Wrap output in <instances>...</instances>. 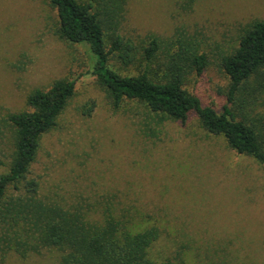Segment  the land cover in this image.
Segmentation results:
<instances>
[{"label":"rangeland","instance_id":"obj_1","mask_svg":"<svg viewBox=\"0 0 264 264\" xmlns=\"http://www.w3.org/2000/svg\"><path fill=\"white\" fill-rule=\"evenodd\" d=\"M79 1L93 2L104 21L107 50L114 35L134 47L131 60L110 53L109 68L122 76L148 71L160 80L176 57L187 69L184 89L219 113L228 106L264 134V94L256 98L254 86L229 103L221 67L244 32L264 21V0ZM153 38L160 47L147 61L144 49ZM193 53L208 59L201 75L189 68L186 56ZM93 68L88 45L60 36L49 0H0V175L14 153L8 115L31 111L34 90L75 80V95L41 137L30 168L39 183L34 201L85 211L96 221L107 209L140 212L144 225L164 229L152 251L159 260L181 253L177 264H264V164L205 130L195 112L182 122L140 100L115 107ZM9 195L8 203L23 210L11 207L0 221V264H62V250L44 245L39 234H23L31 224H23L20 191Z\"/></svg>","mask_w":264,"mask_h":264},{"label":"trees","instance_id":"obj_2","mask_svg":"<svg viewBox=\"0 0 264 264\" xmlns=\"http://www.w3.org/2000/svg\"><path fill=\"white\" fill-rule=\"evenodd\" d=\"M57 9L59 34L62 38L90 48L94 61V74L106 88L115 107L124 99L140 100L152 112L162 113L171 119L185 122L195 112L201 125L208 132L223 135L230 147L240 154L253 157L264 164V134L255 126L239 119L234 111L225 106L222 113L183 87L186 66L176 57L164 71L162 79L156 80L148 71L139 75L122 76L108 66V55L118 52L123 60H131L134 47L129 39L120 35L112 37L106 49L104 21L94 4L79 0H49ZM160 44L153 38L144 49V59L152 60ZM189 68L197 75L208 66L205 54L186 56ZM180 57V59H186ZM179 60V59H178ZM180 61V60H179ZM221 67L229 79L227 100L234 103L237 95L255 86L259 95L264 94V21H257L242 35L238 48L221 60ZM75 80H58L47 90L37 89L30 93L27 103L31 111L8 115L14 128V153L9 170L0 175V221L6 222L10 209L8 203L13 189L20 191V204L24 208L23 224L31 227L23 234L32 238L36 234L46 246L62 250V264H177L182 262L181 253L175 259L163 261L153 256L152 251L162 236L163 228L146 226L144 215L135 210L120 209L112 213L107 209L101 221L92 220L84 212L49 207L34 201L39 189L36 179L30 178V168L40 148L41 137L57 125V120L75 95ZM237 97V98H238ZM94 104L88 109L91 113ZM19 200V199H18ZM9 205V206H8ZM30 214V215H29ZM15 218L19 214H13ZM32 220L34 222H32ZM30 222V223H29ZM30 236V237H29Z\"/></svg>","mask_w":264,"mask_h":264}]
</instances>
